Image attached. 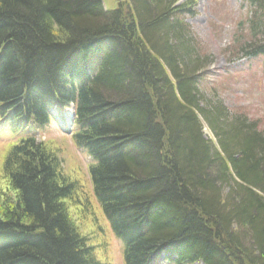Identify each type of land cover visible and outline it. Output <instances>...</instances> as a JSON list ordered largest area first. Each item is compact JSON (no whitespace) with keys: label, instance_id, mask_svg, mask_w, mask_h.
<instances>
[{"label":"trees","instance_id":"obj_1","mask_svg":"<svg viewBox=\"0 0 264 264\" xmlns=\"http://www.w3.org/2000/svg\"><path fill=\"white\" fill-rule=\"evenodd\" d=\"M117 1L0 0V134L22 135L4 160L16 195L0 216V264H100L69 213L62 161L28 134L55 98L78 102L73 141L93 159L127 264L163 248L176 264H264V132L204 102L206 54L185 22L195 2ZM244 1L238 48L264 58V0ZM89 59L97 73L76 93Z\"/></svg>","mask_w":264,"mask_h":264},{"label":"rangeland","instance_id":"obj_2","mask_svg":"<svg viewBox=\"0 0 264 264\" xmlns=\"http://www.w3.org/2000/svg\"><path fill=\"white\" fill-rule=\"evenodd\" d=\"M106 1L110 9L116 7L115 0ZM187 1H194L195 8L185 22L206 54L204 102L221 103L234 116L257 121L264 132V58L248 59L237 44L240 37L245 41L248 38L249 8L243 0H181ZM52 112L59 126L51 123L38 132V139L62 161L64 176L76 188L73 200L67 202L70 214L102 264H123L121 245L94 196L88 173L92 163L71 138V111L53 109ZM202 124L204 137L216 144L213 132L204 121ZM36 131L33 129L34 133ZM9 134L4 129L0 135V216L7 202L16 195L3 172L8 146L13 140Z\"/></svg>","mask_w":264,"mask_h":264},{"label":"bare ground","instance_id":"obj_3","mask_svg":"<svg viewBox=\"0 0 264 264\" xmlns=\"http://www.w3.org/2000/svg\"><path fill=\"white\" fill-rule=\"evenodd\" d=\"M122 1H124V0H122ZM115 2H116V7H115V9L117 8V6H118V1L117 0H115ZM109 4H108V2L106 1V0H103V7H104V9L105 10H109L110 9V7L108 6ZM99 65V61H97L96 60V62L93 60V59H89V65L87 64V66H89V67H91V69L89 70V72H85V76H82L81 74H78L77 76H76V85H75V88H76V91H74V92H76V93H80V90L82 89V88H85L86 86H88L92 81H93V76L95 75V73H97V72H95V70H93V66H98ZM102 67V66H101ZM101 67H99L100 68V70H101ZM97 71V70H96ZM80 75L82 76V77H80ZM74 79V80H75ZM62 101H64V105H66L64 108H61V107H58L60 104V98H55L53 101L52 100H49V102H48V104H47V108L45 109V106H44V108H43V110H44V112H46L47 113V116H48V122H49V124H47L46 126H44L42 129H46L47 127H49L50 125H51V123H55V124H57L58 126H59V123L57 122V119H56V117L54 116V113L52 112L53 111V109H56V110H58V111H60V112H62V111H66V110H70L71 111V118H72V129H71V138H72V140H73V135L76 133V126H75V117H76V110H77V105H78V102H74V101H69V100H62ZM29 116V115H28ZM65 129H63V131H64ZM39 131H41V130H37L35 133H34V135H35V137H38L39 136V134H38V132ZM64 132H66V131H64ZM20 137H21V135H17V136H15L14 137V141H15V143H17L18 142V140L20 139ZM216 139V138H215ZM73 143H74V141H73ZM214 144V143H213ZM75 145V144H74ZM214 146L216 147V148H218V144H217V140H216V144H214ZM77 148V147H76ZM78 150H80L82 153H84L89 159H90V161H91V163L93 162V159L91 158V156H89L88 155V153L85 151V150H83V149H80V148H77ZM93 164V163H92ZM91 164V165H92ZM90 165V166H91ZM90 166H89V168H90ZM89 171H90V169H89ZM88 171V173H89V176H90V172ZM90 179H91V176H90ZM91 184H92V187H93V183H92V179H91ZM96 199V198H95ZM97 200V199H96ZM68 201H71V200H67L66 201V204H67V202ZM97 203L99 204V202H98V200H97ZM100 205V204H99ZM67 207H68V205H67ZM101 207V206H100ZM68 208H70V207H68ZM101 211H102V208H101ZM69 213H70V211H69ZM102 213H103V211H102ZM103 215H104V213H103ZM105 216V215H104ZM75 222V221H74ZM76 224V223H75ZM109 227H110V229H111V232L114 234V232H113V230H112V228H111V225H109ZM114 236H115V238L117 239V241L120 243V245H121V248H120V255H121V258H122V262H123V264H127V262H126V256H125V246H124V242H123V240H121L118 236H116L115 234H114ZM89 242V241H88ZM94 249V248H93ZM95 250V249H94ZM170 252H172V249H167V248H163V249H161V251H159V252H155L154 250H152V252L151 253H149L148 254V256H146V258L144 259V261H142V263H139V264H176L175 263V257H174V255L172 254V253H170ZM94 254H95V257H96V259H97V261L98 262H100L99 260H98V258H97V256H96V253H95V251H94ZM100 264H102L101 262H100ZM190 264H201V263H197V262H195V263H190Z\"/></svg>","mask_w":264,"mask_h":264}]
</instances>
